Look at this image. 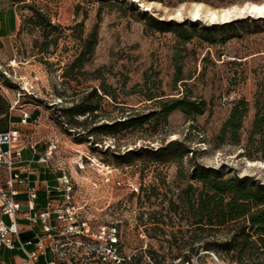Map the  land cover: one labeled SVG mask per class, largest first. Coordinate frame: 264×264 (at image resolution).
<instances>
[{
  "label": "rangeland",
  "instance_id": "rangeland-1",
  "mask_svg": "<svg viewBox=\"0 0 264 264\" xmlns=\"http://www.w3.org/2000/svg\"><path fill=\"white\" fill-rule=\"evenodd\" d=\"M262 2L0 0L1 12L11 9L9 21L14 10L18 19L16 31L0 36V93L10 105L0 129H22L38 152L55 144L47 171L70 175L81 214L94 225L117 226L123 264H182L186 258L183 264H243L236 250L220 244L230 236L228 227L192 225L183 191L195 163L225 165L228 173L264 181V147L248 146L257 104L264 106V14L239 10ZM196 4L202 5L199 17L193 16ZM233 7L227 17L219 16ZM208 8L218 11L216 19L204 12ZM34 9L49 16L50 24L30 20ZM145 11L156 19L202 25L233 21L213 31L192 24L161 30ZM94 30L92 53L74 65ZM4 78L16 85L9 87ZM27 80L35 83L34 95H18L19 83ZM92 87L103 95L97 114L64 116L62 109ZM183 95L205 99L206 111L187 116L174 110L166 122L151 118L116 135L94 132L100 123L156 109L159 96ZM240 100L249 106L241 141L222 142V124ZM23 111L31 114L27 124L20 122ZM125 177L137 182L139 193L117 184ZM21 254L8 250L0 258Z\"/></svg>",
  "mask_w": 264,
  "mask_h": 264
},
{
  "label": "trees",
  "instance_id": "trees-1",
  "mask_svg": "<svg viewBox=\"0 0 264 264\" xmlns=\"http://www.w3.org/2000/svg\"><path fill=\"white\" fill-rule=\"evenodd\" d=\"M145 14L154 20L161 30L192 24L213 31L233 21L202 25L199 20L185 23L177 22L173 19H156L152 15H148L147 11H145ZM29 19L36 24H40L43 21L45 24H50L51 22L50 17L39 9H34ZM97 39V31L94 30L92 37L86 41L83 51L75 59L74 65H82L88 59L87 55L92 53L93 47L97 44ZM4 81L9 87L16 85L8 78H4ZM18 86L20 88V85ZM104 92L107 93V89H104ZM102 97L103 95L99 92V88L92 87L80 101L74 102L71 106L62 109L64 111L63 115L76 117L77 115H86L87 113L97 114L100 110V99ZM154 97L151 95L148 99H154ZM159 97L156 99L158 103L156 109L143 114L100 123L94 126V132L98 131L116 135L123 129L136 125L143 126L151 118H155L156 124L162 121L166 122L168 116L174 110H180L187 116L200 115L206 111L207 103L203 98H193L188 95ZM9 106L8 101L0 93V123L10 118ZM257 108L252 130L248 138V146H253L257 142L259 147L263 148L264 106H260L258 103ZM248 111L249 106L246 100H240L233 105L228 118L220 129L219 138L222 142L230 140L236 144L240 143L241 129ZM9 128L0 129V131ZM162 148H158L157 151L162 150ZM130 152L129 150L125 154ZM248 155L251 157V152ZM189 179L192 182L188 184L183 193L185 194L184 200L186 201V206L193 217L192 225L197 227L207 225L209 228L228 227L230 236L220 243L225 246V250L227 252H235L236 250L238 254L237 261L239 263L264 264V259L260 258V255L264 254V181L252 175L228 173L225 165L213 167L200 163H195L192 166ZM172 205L175 206L178 203L173 202ZM211 248L213 247L208 249ZM255 254L256 257H254ZM255 258L258 259L257 262L253 261ZM189 261L190 259L186 258L182 264L185 262L189 263Z\"/></svg>",
  "mask_w": 264,
  "mask_h": 264
},
{
  "label": "built area",
  "instance_id": "built-area-1",
  "mask_svg": "<svg viewBox=\"0 0 264 264\" xmlns=\"http://www.w3.org/2000/svg\"><path fill=\"white\" fill-rule=\"evenodd\" d=\"M19 85L18 95H34V81L27 80ZM30 119L31 114L23 111L21 124H27ZM27 148L35 154L38 152L37 144L25 139L22 129L10 127L0 131V247L18 249L25 255L15 264H39L40 257L46 255L48 249L53 259L47 260L46 264H123L125 257L119 250L117 226L113 223L96 226L91 219L81 214L75 201L74 183L66 172H61L57 177L55 187L47 185L48 200L45 207L35 214L31 212L35 209L37 188L30 186L29 177L16 169ZM55 148L54 143L48 144L39 154L38 162L48 164ZM116 182L131 191L140 190L131 177ZM15 185L27 186V205L24 206L17 198L20 192ZM54 192H57V198L51 196ZM5 216L9 221L4 219ZM20 216L31 226L40 225V231L34 232L30 239L23 240L20 236Z\"/></svg>",
  "mask_w": 264,
  "mask_h": 264
},
{
  "label": "crops",
  "instance_id": "crops-1",
  "mask_svg": "<svg viewBox=\"0 0 264 264\" xmlns=\"http://www.w3.org/2000/svg\"><path fill=\"white\" fill-rule=\"evenodd\" d=\"M11 11V9L5 10L3 12L0 11V36L1 37H7L10 35V33H13L18 29V19L17 14L14 10L12 17V22L9 21L8 13ZM11 124H19V121L17 120H11ZM10 127H16L15 125H11ZM41 152H37L36 154L30 149L27 148L23 151V158L22 161L16 165V169L18 172H20L23 176H27L30 179V186L37 188V198L35 199V209H33L31 212L35 214L36 212L43 209L47 203L48 200V193H47V185L50 187H55L57 185V177L60 175V172L58 173H50L47 171L48 164H43L38 162V157ZM4 181V178L1 179ZM15 187L19 190L18 199L21 201V203L25 206L28 204V195H27V186L26 185H15ZM52 197L57 198L58 194L57 192H54ZM6 221H9V218L7 216L4 217ZM20 227L22 229L21 232V238L23 240L30 239L33 237L34 232L40 231V225L31 226L26 220L22 219L20 216ZM30 249H33V246L29 247ZM20 251L18 249L10 250L5 247H0V253L6 252V251ZM21 252V251H20ZM22 253V252H21ZM20 255H17V257H10L7 258H0V264H15L16 262L20 261L24 258V254L22 253ZM53 259V255L51 251L48 249L46 255H43L40 257L39 264H46L47 260Z\"/></svg>",
  "mask_w": 264,
  "mask_h": 264
},
{
  "label": "bare ground",
  "instance_id": "bare-ground-1",
  "mask_svg": "<svg viewBox=\"0 0 264 264\" xmlns=\"http://www.w3.org/2000/svg\"><path fill=\"white\" fill-rule=\"evenodd\" d=\"M245 8H247V10H249L250 12H253V13L258 14V15L264 14V2H262V3H252V4H249V5H246V6L242 7V8H239V10L243 11ZM235 9H237V7L224 8L220 12L219 16L227 17ZM201 12H202V5L201 4H196L195 8H194V11H193V16L194 17H199ZM204 12L207 15H209L211 19H216L218 17V11L216 9L208 8ZM94 161H95V159H94Z\"/></svg>",
  "mask_w": 264,
  "mask_h": 264
}]
</instances>
